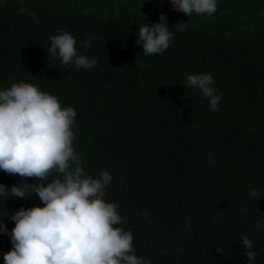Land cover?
<instances>
[{"label":"trees","instance_id":"1","mask_svg":"<svg viewBox=\"0 0 264 264\" xmlns=\"http://www.w3.org/2000/svg\"><path fill=\"white\" fill-rule=\"evenodd\" d=\"M162 13L173 39L146 56L138 28ZM60 31L97 64L53 57L49 38ZM202 73L214 78L217 111L186 86ZM21 80L75 109L81 166L93 178L110 173L104 199L118 205L138 257L248 264L247 235L264 264V0H217L213 15L190 17L169 0H0V89ZM21 179L0 170L8 189ZM33 206L43 207L35 194L0 197V219L10 232V215ZM11 247L0 234V264Z\"/></svg>","mask_w":264,"mask_h":264},{"label":"clouds","instance_id":"2","mask_svg":"<svg viewBox=\"0 0 264 264\" xmlns=\"http://www.w3.org/2000/svg\"><path fill=\"white\" fill-rule=\"evenodd\" d=\"M169 2L188 17L211 16L217 10V0ZM166 21L162 13L159 22L138 28L136 42L144 55L162 54L170 47L173 32ZM184 25L175 26L182 30ZM49 39V53L62 64L74 63L78 69L97 64L78 54L71 33L60 31ZM84 46H91V38ZM186 79V86L198 88L217 111L221 97L212 87V74H190ZM75 117L73 107L61 106L57 96L33 83L21 80L0 89V170L22 178L10 189L0 183V197L25 199L35 194L43 204L12 213L15 226L10 232L0 219V234H7L12 245L3 253L4 264H150L135 254L132 233L117 226L126 222L118 205L104 199L110 173L105 170L97 178L85 174L73 147ZM26 178L38 183L29 184ZM249 196L255 198L257 191ZM241 241L248 264H254L252 241L247 235Z\"/></svg>","mask_w":264,"mask_h":264}]
</instances>
